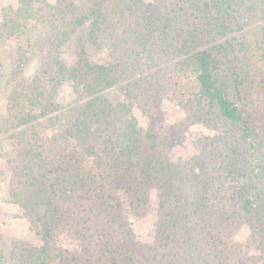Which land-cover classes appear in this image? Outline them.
<instances>
[{
	"label": "trees",
	"instance_id": "16d2710c",
	"mask_svg": "<svg viewBox=\"0 0 264 264\" xmlns=\"http://www.w3.org/2000/svg\"><path fill=\"white\" fill-rule=\"evenodd\" d=\"M16 3L0 16V34L25 44L40 61L30 79L16 73L9 95L7 192L26 216L47 209L48 223L43 243L22 249L21 262L264 264V0ZM30 21L42 29L37 47ZM88 23L89 39H104L110 59L92 62L81 47L69 65L61 47ZM165 33L174 34L167 39L193 74L199 104L217 119L218 135L202 155L212 160L221 144L247 143L249 159L239 161L236 152L229 159L242 177L241 208L255 216L246 220L251 231L244 240L238 239L243 218L211 201L213 179L188 162L184 195H172V188L160 195L152 241L140 239L132 226L131 218L149 212L150 190L173 179L171 152L184 143L183 130L166 123L162 81L151 71L150 40ZM246 50L251 68L242 65ZM63 81L76 98L57 111L54 96ZM122 83L125 100L113 101L107 92Z\"/></svg>",
	"mask_w": 264,
	"mask_h": 264
},
{
	"label": "rangeland",
	"instance_id": "374dc122",
	"mask_svg": "<svg viewBox=\"0 0 264 264\" xmlns=\"http://www.w3.org/2000/svg\"><path fill=\"white\" fill-rule=\"evenodd\" d=\"M16 2L17 0H0V16L8 7H15ZM28 28L30 39L37 47L42 36L41 26L35 21H30ZM90 29L91 24L88 23L61 47V58L67 64L76 63L77 51L81 47L92 62L105 64L109 61L110 49L105 40L100 38L98 43H92L88 36ZM167 34H158L150 40L148 47L154 57L151 71H156L157 77L162 81L164 93L162 110L166 123L177 124L183 130L184 143L176 146L171 152L170 159L176 169L173 179L171 178L160 188L155 187L150 190L149 212L142 217L131 218L132 226L140 239L147 242L152 241L158 219L160 195L170 192L171 188L172 195H184L188 188L187 184H189L184 164L188 162L195 166L196 172H203L213 179L214 188L211 201L226 213L229 212V214L243 218L244 223L238 239L244 240L251 231L248 224L250 222L246 220L250 219L254 222L255 216H250L241 208V203L238 201L240 186L237 178L242 177L237 170L231 167L229 159L233 152L237 153L235 156L239 161H244L246 156L249 159L250 156L247 155L248 151L245 149L247 143L221 144L222 147L212 160L202 155L203 146L205 144L207 146L210 139L218 135L215 129L217 119L214 118L213 113L210 114L208 107L204 106L203 109L199 104L193 74L187 67H182L180 54H177L178 49L174 43L170 42L171 39H167L174 34ZM233 34L235 33L232 32L223 38H230ZM223 38L220 39L224 40ZM35 47L32 48L34 52L37 50ZM241 53L243 54L242 65H248L251 68L253 66L251 53L247 50ZM142 56L141 62L145 63V54ZM39 61V55L30 53L25 44L0 34V264H32L22 263L19 259L20 253L26 246H38L43 243V236L48 226L45 221L47 219H44L47 209L40 208L36 214L26 216L17 205L10 203L7 192L10 178L8 156L11 151L10 133L5 127L8 99L15 83L16 73L21 70V73L30 79L39 67ZM107 95L113 101L125 100L124 83L108 90ZM75 98L76 93L71 83L68 81L60 83L54 96L57 111L62 107H67ZM135 113L138 123L144 125L145 119L141 113L136 110ZM244 156L245 159H242ZM172 184L173 187H171ZM259 193L264 206V183H261Z\"/></svg>",
	"mask_w": 264,
	"mask_h": 264
}]
</instances>
